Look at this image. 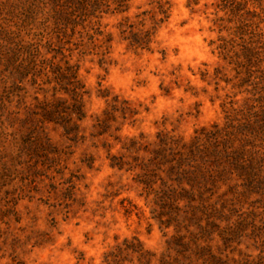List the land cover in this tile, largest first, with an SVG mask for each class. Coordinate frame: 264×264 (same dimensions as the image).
<instances>
[{
    "label": "rangeland",
    "instance_id": "obj_1",
    "mask_svg": "<svg viewBox=\"0 0 264 264\" xmlns=\"http://www.w3.org/2000/svg\"><path fill=\"white\" fill-rule=\"evenodd\" d=\"M130 243L264 264V0H0V264Z\"/></svg>",
    "mask_w": 264,
    "mask_h": 264
},
{
    "label": "trees",
    "instance_id": "obj_2",
    "mask_svg": "<svg viewBox=\"0 0 264 264\" xmlns=\"http://www.w3.org/2000/svg\"><path fill=\"white\" fill-rule=\"evenodd\" d=\"M74 78L76 77L74 76ZM77 89H79V87L77 86L74 87L73 89L74 92H77ZM74 97L75 98H74L73 104L68 107H63L59 109L65 103V102H60L59 105H56L54 107L47 104L42 108L43 117L45 119H48L50 121L61 122L62 124H65L66 134H71L74 131L75 132L78 131L79 125L77 122L82 121L85 118V112L83 110V105L79 102V100H77L79 95L77 93L76 94L74 93ZM73 116L76 117L77 122H73ZM118 165L120 164H115V166H118ZM178 201H180L179 198L175 199V202H178ZM127 246H128V250L130 249L133 253L139 254V260L141 262L146 260L145 264H150L151 260L147 259L148 254L143 251L141 246H136V245H133L132 243L127 244ZM120 256H121L120 251L118 253H112L108 256V261L111 262L112 264H118L120 261L119 260Z\"/></svg>",
    "mask_w": 264,
    "mask_h": 264
}]
</instances>
